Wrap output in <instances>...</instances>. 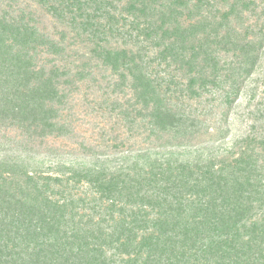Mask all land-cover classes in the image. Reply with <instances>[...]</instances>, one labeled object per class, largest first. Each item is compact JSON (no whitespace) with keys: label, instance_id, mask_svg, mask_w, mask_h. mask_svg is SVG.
Instances as JSON below:
<instances>
[{"label":"trees","instance_id":"trees-1","mask_svg":"<svg viewBox=\"0 0 264 264\" xmlns=\"http://www.w3.org/2000/svg\"><path fill=\"white\" fill-rule=\"evenodd\" d=\"M226 1L225 11L219 0H129L125 10L137 38L153 40L157 34L158 57L180 62L178 68L193 75L188 87L195 92V86L206 88L220 77L218 50L238 48L239 33L231 31L230 22L258 8L251 0ZM4 2L0 128L41 130L44 136L57 125L61 77L69 73L59 74L57 65L52 71L36 66L32 51L39 46L64 52L57 40L42 41L37 11L68 20L115 71L135 72L143 108H151L160 129L183 124V116L162 105L163 80L155 84L145 76L144 46L135 52L108 45L110 34H124L115 0H35L19 15ZM217 45L223 46L214 49ZM253 46L249 41L243 54L246 67L258 59ZM85 72H78L81 79ZM256 142L264 155V139ZM174 164L157 161L146 170L137 163L125 172L88 169L54 177L29 170L23 156H0V264H264V166L246 153L218 165ZM82 183L87 189L77 198L70 190Z\"/></svg>","mask_w":264,"mask_h":264},{"label":"rangeland","instance_id":"rangeland-1","mask_svg":"<svg viewBox=\"0 0 264 264\" xmlns=\"http://www.w3.org/2000/svg\"><path fill=\"white\" fill-rule=\"evenodd\" d=\"M251 1L256 2L257 11H247L229 25L231 31L239 33L238 48L217 52L220 77L216 86L197 85L193 92L188 87L193 75L185 68L179 69L180 62L171 64L158 57L161 48L156 46L157 34L153 40L137 38L132 18L125 10L129 0H115L116 16L122 20L124 34H110L108 45L135 52L144 46L145 76L155 84L165 83L161 89L167 93L160 97L164 109L183 116L181 126L173 125L165 130L155 124L151 108H143L137 92L139 87L136 91L134 86L138 76L135 72L125 67L115 71L92 52L95 44L78 34L80 31L74 30L68 20L37 11L35 27L38 34H42V41L55 39L64 52L56 55L52 48L39 46L32 51L36 66L52 71L57 65L59 70L55 71L59 74L69 73L61 77L62 99L54 114L57 125L54 132L44 136L41 130L1 127L0 156H23L29 170L54 177L88 169L125 172L135 168L137 163V168L149 170L157 161H172L174 165L214 161L218 165L243 153L264 166V155L256 147V141L264 139V31H261L264 19L260 18L264 0ZM219 2L224 11L230 8L226 0ZM35 4V0H5L4 8L10 5L13 15H19L21 9ZM141 26L148 29L149 24ZM171 32L174 33V26ZM249 41L254 42L252 49L258 59L246 67L247 58L243 54ZM219 46L223 45L214 49ZM241 64L245 71L239 72ZM84 68L86 72L81 79L78 72ZM233 71L238 74L234 78ZM144 154H149L150 159H143ZM86 189L82 183L80 188L70 192L77 197V192H86ZM83 213L79 212L81 216Z\"/></svg>","mask_w":264,"mask_h":264}]
</instances>
